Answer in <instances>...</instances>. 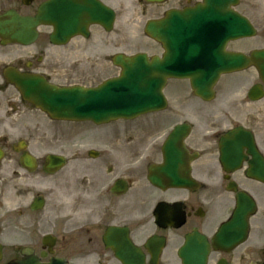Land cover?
I'll list each match as a JSON object with an SVG mask.
<instances>
[{
  "label": "flooded vegetation",
  "instance_id": "obj_1",
  "mask_svg": "<svg viewBox=\"0 0 264 264\" xmlns=\"http://www.w3.org/2000/svg\"><path fill=\"white\" fill-rule=\"evenodd\" d=\"M43 1L0 0V17L34 15ZM172 1L174 9L194 4ZM37 31L27 45L0 27V264H264V96L248 97L253 86L264 94L258 73L229 78L217 104L189 106L182 121L180 109L163 111L162 124L190 126L182 160L193 185L158 187L148 170L163 164L161 135L132 125L86 130L23 96L31 77L52 88L99 83L85 71L84 39L53 45L51 28ZM221 152H240V166L222 167Z\"/></svg>",
  "mask_w": 264,
  "mask_h": 264
},
{
  "label": "water",
  "instance_id": "obj_2",
  "mask_svg": "<svg viewBox=\"0 0 264 264\" xmlns=\"http://www.w3.org/2000/svg\"><path fill=\"white\" fill-rule=\"evenodd\" d=\"M77 1V2H76ZM233 1V0H228ZM47 7L50 9V14L44 15L42 14L40 17L42 20H47V18L51 17L57 19L59 24H57V28L59 31V34L62 36L63 33L66 31L68 33H71L73 30L75 31V26L78 24L80 21V17L84 15L86 18L89 19L91 22H98L103 25H108L113 19V14L110 10L107 8L99 5L97 2H94L92 0H54L50 2ZM49 19V21H51ZM161 24H154V26H149L147 27V32L149 35L154 38L157 41H160L162 43L165 42L163 40V32L160 31ZM241 35V34H238ZM235 35V36H238ZM239 37V36H238ZM166 46V45H165ZM178 58V56L176 57ZM118 65L121 66L122 68V79L126 80L127 83L125 86H131L133 87L132 90H134V93L131 95L130 99L133 98L134 102H137L142 94V98H144L143 102L137 106H144L139 110H136L131 113H116V116H110L106 115L103 117L101 120H95L97 122L99 121H105L110 118H115V117H133L135 115H138L140 113L149 111V110H154L157 108V106H150L154 103L157 102V97H155V92L156 94L160 95L159 91L156 89L155 92H153V96L151 97L149 95L148 91H141L146 87L149 81L151 80H156L159 85L165 81L166 77L168 76H177V73H171L167 70L166 66L170 64V59L167 57L166 62L162 61L161 65H159V60L156 58L152 59V62H148L146 58L143 56H136L133 58H126V57H121L118 56L117 62ZM164 64V65H162ZM185 77L184 75H179L177 77ZM192 79V84L195 86V82L200 81L201 77L196 76L193 81V77H190ZM213 81V80H212ZM124 84H120L118 87L122 89ZM137 85V86H135ZM120 94H124L122 91ZM101 95L97 99L100 101H106L105 93L99 94ZM103 96V97H102ZM129 100L128 98H126ZM96 100V98H95ZM148 104V105H147ZM147 105V106H146ZM49 110H56L58 112H65L64 115L71 116V111L70 109L72 108V111H74L78 106H46ZM58 109V110H57ZM125 112V111H124ZM73 114V113H72Z\"/></svg>",
  "mask_w": 264,
  "mask_h": 264
},
{
  "label": "rangeland",
  "instance_id": "obj_3",
  "mask_svg": "<svg viewBox=\"0 0 264 264\" xmlns=\"http://www.w3.org/2000/svg\"><path fill=\"white\" fill-rule=\"evenodd\" d=\"M110 1V4L117 10V17H118V23L116 24L115 28L112 31V36L114 35L115 37H118L119 43L117 48L113 52H126L127 54L133 53L135 49L131 48L129 45H133L134 41L138 44L137 46L143 47L144 46V41L148 42L149 45H146L147 47V53L148 54H158L159 52V47L155 45V43L149 41L146 39L143 34V23L147 19L149 15H143L141 16V11H142V6L138 3V0H125V2L129 5V7L123 11L124 7L119 4V0H108ZM258 2V3H257ZM256 5V6H255ZM240 10H243V12H247L248 14H259L264 12V0H243L241 6L239 7ZM254 16V15H253ZM252 18V16H250ZM127 18H130L128 22L126 21ZM141 21V24H139ZM135 29L134 33V40L126 39L127 33L129 31V37H132V29ZM138 34H141L140 37H137ZM125 36L124 42H121L120 37ZM138 39V40H137ZM255 40V39H254ZM105 40L103 39V42ZM94 45L95 48L93 49L94 53H100V50L98 49L97 45L89 42L87 43L86 47L90 45ZM120 44H127V46H121ZM231 47H238L237 43H233L230 45ZM146 47L144 49H146ZM87 49V48H86ZM176 84V82H170L169 86L171 88ZM184 84H181L178 86L177 91L180 95L173 96L172 92L169 91V88L166 90V95L168 96V100L171 106H178L177 105V99L184 104L186 101H191L195 102V104L198 101L196 98L192 97L190 95V98H188L187 94H189V86L185 85V87L182 89ZM179 89L180 92H179ZM171 90V89H170ZM182 93V94H181ZM187 106H192L187 104ZM195 106V105H193ZM153 123L152 125L148 126V133L152 135L154 131H158V121H159V114L153 115ZM140 125V124H139ZM138 126V125H134ZM160 129V128H159Z\"/></svg>",
  "mask_w": 264,
  "mask_h": 264
}]
</instances>
